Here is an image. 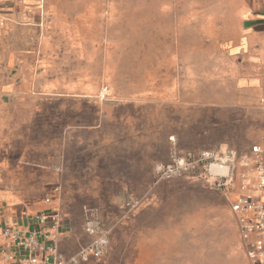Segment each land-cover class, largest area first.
Instances as JSON below:
<instances>
[{
    "label": "crops",
    "instance_id": "obj_1",
    "mask_svg": "<svg viewBox=\"0 0 264 264\" xmlns=\"http://www.w3.org/2000/svg\"><path fill=\"white\" fill-rule=\"evenodd\" d=\"M95 22L102 55L63 59L86 44L67 33ZM240 126L264 147V0H0V264H18L5 229L28 233L38 213L59 215L65 255L91 240L88 214L112 229L106 255L80 264H158L160 235L208 187L154 165L173 144L235 145Z\"/></svg>",
    "mask_w": 264,
    "mask_h": 264
},
{
    "label": "rangeland",
    "instance_id": "obj_2",
    "mask_svg": "<svg viewBox=\"0 0 264 264\" xmlns=\"http://www.w3.org/2000/svg\"><path fill=\"white\" fill-rule=\"evenodd\" d=\"M82 2L86 3L87 1H79V3ZM93 26L94 28H92V26H90V28L87 26L90 30L83 31L82 33H67L69 36L72 35L73 40L68 38L69 41H72L71 43L74 42V39L79 38V42L83 41V43L86 44L83 46V52H80V48L79 51H77L78 49L75 50L67 46L64 51L65 55L63 59H81L87 56V54L102 55L101 48H99L98 45L102 44L105 33L98 29L100 26H98L97 22H95ZM106 34L116 37L115 43H118V38L122 35V33L119 32ZM159 35L160 40L158 46L161 54V51L166 52V39L163 37V33H159ZM78 41L76 42L78 43ZM152 50L154 51L156 49L154 48ZM73 67L79 72L88 71L91 74H97L100 72L102 62L98 61L93 66H85V64L77 62L73 64ZM233 133L236 138L235 140L238 142L230 146L212 145L200 149L181 150L177 144H173L169 153V159L154 165L157 180L169 181L183 177H187L190 180L196 179V181L208 187V195L206 194L207 198L199 203L190 201V209L187 207L184 208L188 211V214L185 212L178 215L179 217H177L174 222V229L176 230L174 231V235L176 237L173 239L171 238L173 231H171L170 228L167 230L166 237L160 235L162 238L158 241V243H160L159 249L156 257L154 259L152 258L153 263L256 264L247 253L246 241L238 225L240 214L234 211L232 204L243 194L255 193L254 187L257 181V171L254 164H252L253 162L245 160L243 156H251L253 146L262 144L257 142L262 133V129H249L247 126H240L236 128ZM170 139L172 141L174 140L173 137H170ZM205 150H216L220 153L231 150L236 153L234 163L231 165L233 180L227 195L229 198L221 193V189L215 187L214 176H210L208 172H205L206 177L202 176L203 178H200L198 175V171L200 170L198 168L180 169V172L169 177H160L156 171L158 165L178 162L180 158L186 157L189 153L196 155L200 151ZM243 186L245 187L242 188ZM238 194L239 196H237ZM138 203V201L134 202V200L129 199L125 205L126 211L129 213L132 211L134 212L133 207L138 205ZM179 208H181V206ZM179 228H182V232L178 233L177 231ZM172 241L174 242L173 251Z\"/></svg>",
    "mask_w": 264,
    "mask_h": 264
},
{
    "label": "built area",
    "instance_id": "obj_3",
    "mask_svg": "<svg viewBox=\"0 0 264 264\" xmlns=\"http://www.w3.org/2000/svg\"><path fill=\"white\" fill-rule=\"evenodd\" d=\"M251 156L245 155L243 158L252 161L256 168L255 193L241 195L233 202L232 207L240 214L241 233L246 241L249 257L256 264H264V147L253 146ZM235 158L236 153L231 150L223 153L205 150L196 155L189 153L178 162L158 165L156 171L160 177H169L180 172V169L198 168L199 176L206 177L205 172H208V175L214 176L215 187L225 190L233 180L231 165ZM33 223L34 228L28 233L12 227L4 231L10 242L1 251L5 255L7 253L10 260H17L18 264H80L91 258H103L108 252L112 229L95 214H88L85 220V230L91 240L72 255H65L58 250L49 230L60 225L57 213L35 214ZM11 248L17 249L19 253L12 254Z\"/></svg>",
    "mask_w": 264,
    "mask_h": 264
}]
</instances>
